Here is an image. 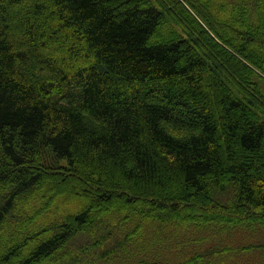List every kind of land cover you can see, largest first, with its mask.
I'll return each mask as SVG.
<instances>
[{
  "label": "trees",
  "instance_id": "obj_1",
  "mask_svg": "<svg viewBox=\"0 0 264 264\" xmlns=\"http://www.w3.org/2000/svg\"><path fill=\"white\" fill-rule=\"evenodd\" d=\"M232 6L0 0V264L108 262L69 242L110 216L264 230V0ZM151 245L131 264H213Z\"/></svg>",
  "mask_w": 264,
  "mask_h": 264
},
{
  "label": "rangeland",
  "instance_id": "obj_2",
  "mask_svg": "<svg viewBox=\"0 0 264 264\" xmlns=\"http://www.w3.org/2000/svg\"><path fill=\"white\" fill-rule=\"evenodd\" d=\"M225 2L228 8H232L235 0H225ZM249 20L255 25L256 22H252L251 18H249ZM251 48L255 51L254 47ZM254 70L260 74L258 69L254 68ZM255 79L258 80L256 77ZM260 87L264 89L263 80L260 82ZM93 181H95L94 178ZM223 193H225L223 195L224 201L233 199V191L231 189H226ZM228 206L231 205L229 204ZM119 223L122 224L120 218L117 216H110L104 220L101 229H96V231L90 234H82L75 237L69 242V246L73 250H77L78 247L86 246L91 242L95 244L98 243L94 251H97L102 244L103 248L114 246V250L116 251L112 254L110 260L104 263L101 262L100 264H131L135 260L141 259V257L142 259L147 258L144 254H146L153 245L150 247L146 245L151 242L153 244L154 241L158 242L160 245L165 243L164 246H172L171 249L157 250L153 248L150 250V255L153 254V258L156 259L161 258L164 260L170 259L178 261L196 254L199 256H206L205 258L210 259L209 261L213 264H264V230L249 226V224H246L241 229H237L236 227H225L224 229L219 227H205L204 229L190 228L178 231L176 237L168 230H160L158 233L159 236L156 237L157 239L147 236L146 229H144L140 233H142V237L146 241H141L142 238L140 237L136 243L132 237L128 239V243L123 242V239L127 237L123 233L125 225L121 226ZM129 227H131V225ZM170 238H174L173 243H170ZM119 245L122 246L119 247ZM242 246H244V249H239ZM245 247H247V249H245ZM201 258L204 261L202 256ZM218 259L222 260L216 262Z\"/></svg>",
  "mask_w": 264,
  "mask_h": 264
}]
</instances>
